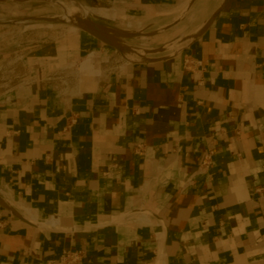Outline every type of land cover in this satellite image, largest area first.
<instances>
[{
    "label": "crops",
    "instance_id": "0c3cea01",
    "mask_svg": "<svg viewBox=\"0 0 264 264\" xmlns=\"http://www.w3.org/2000/svg\"><path fill=\"white\" fill-rule=\"evenodd\" d=\"M193 8L199 34L177 54L58 91L51 75L79 61L84 78L111 55L83 32L35 50L0 92V264L65 249L82 264H264V0Z\"/></svg>",
    "mask_w": 264,
    "mask_h": 264
},
{
    "label": "rangeland",
    "instance_id": "374dc122",
    "mask_svg": "<svg viewBox=\"0 0 264 264\" xmlns=\"http://www.w3.org/2000/svg\"><path fill=\"white\" fill-rule=\"evenodd\" d=\"M193 5L194 0H183L176 6L162 5L156 15H145L138 9L128 8L127 0L0 2V56L8 55L6 58H0V92H5L27 80L25 73L28 68L24 62L29 55L35 53V50H41L58 41L83 33L67 23L64 20L65 16L72 19L79 15L114 30L140 31L149 34L148 37L127 39L125 43L136 49L141 56L154 58L170 55L184 47L196 32L200 25L197 19L199 8H193ZM97 9H102L105 13L98 12ZM109 15L116 16L110 18ZM117 15L122 16L116 18ZM36 18H51L54 21H36L34 20ZM107 47L111 51L110 56L113 57L111 58L114 66V59H119L121 55L115 49ZM155 50L160 52L151 54V51ZM78 62L69 68L66 78L51 75L52 79L50 81L46 79V82L52 84L58 91L63 90L68 94L74 91L76 85H80L79 81L82 79L90 84L108 75L104 70L110 67V63H102L98 69L91 70L87 75L84 74V78L82 76L80 78L78 71L81 65Z\"/></svg>",
    "mask_w": 264,
    "mask_h": 264
},
{
    "label": "water",
    "instance_id": "95a60500",
    "mask_svg": "<svg viewBox=\"0 0 264 264\" xmlns=\"http://www.w3.org/2000/svg\"><path fill=\"white\" fill-rule=\"evenodd\" d=\"M7 1H14V2H26V1H32V0H0V2H7ZM215 15L205 23V25L202 27V29L199 31L200 33L202 30L207 28L212 20L214 19ZM36 21H48L53 22L54 20L51 18H36L34 19ZM28 21V20H27ZM67 23L71 24L73 27L77 28L78 30L89 34L93 38L97 39L101 43H103L106 46H109L113 49H115L121 57L128 61L129 63H149L156 60H160L162 58H166L170 55L177 54L181 51H183V48L175 50L170 55L161 56V57H154V58H145L144 56H141L136 49L132 48L131 46L126 45L125 40L127 39H135L138 37H148L149 34L140 32V31H118L111 28H108L98 22L89 20L88 18H85L83 16H75L71 19V22L66 21ZM9 23H17V22H9ZM22 23H24L22 21ZM199 33L197 32L196 35L190 38V40L195 39V37ZM160 51H151V54L159 53ZM150 54V53H149ZM0 203L4 205L7 208H11L10 205L0 196Z\"/></svg>",
    "mask_w": 264,
    "mask_h": 264
},
{
    "label": "built area",
    "instance_id": "2783aa9c",
    "mask_svg": "<svg viewBox=\"0 0 264 264\" xmlns=\"http://www.w3.org/2000/svg\"><path fill=\"white\" fill-rule=\"evenodd\" d=\"M110 56L106 60L103 61L104 64L110 63V67L106 68L104 71L108 72V75L106 77L119 73L126 69V67L131 64L128 61L124 60L122 57H119V59H114L115 65L112 66L113 64V57ZM111 60V61H110ZM198 64V63H197ZM195 67V61H192L190 58L185 60V69L186 70H194ZM52 79L49 77V80ZM221 130L217 132L219 134ZM144 145L143 144H138L135 147V151L139 154H143L144 152ZM212 156L213 152H209L204 156L203 162L200 166V171H205L209 169V167L212 164ZM85 256V251L83 250H74V249H65L61 255V257L55 261V260H46L44 262H41L40 264H82L83 259Z\"/></svg>",
    "mask_w": 264,
    "mask_h": 264
},
{
    "label": "bare ground",
    "instance_id": "6f19581e",
    "mask_svg": "<svg viewBox=\"0 0 264 264\" xmlns=\"http://www.w3.org/2000/svg\"><path fill=\"white\" fill-rule=\"evenodd\" d=\"M98 8V7H97ZM98 10V9H97ZM86 12H88V10L86 11ZM98 12H101V13H105V11L104 10H102V9H99L98 10ZM100 13V14H101ZM116 16V15H115ZM114 15H109V17L111 18V17H115ZM120 16H122V15H117V17L116 18H119ZM129 17V16H128ZM104 19V18H103ZM64 20L65 21H69V22H71V18H69L68 16L66 17H64ZM114 20V19H113ZM74 29H77V28H75L74 27ZM78 30V29H77ZM25 212H26V214H28V215H30L32 218H33V213L31 212V211H27V210H25ZM58 222L57 221H50V222H48V225L49 226H53V225H56ZM158 264H162V256L160 257V260H159V262H158Z\"/></svg>",
    "mask_w": 264,
    "mask_h": 264
}]
</instances>
